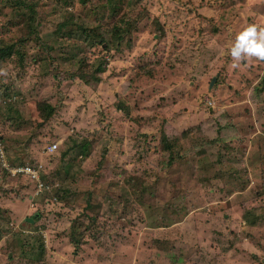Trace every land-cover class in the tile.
I'll use <instances>...</instances> for the list:
<instances>
[{
	"label": "rangeland",
	"instance_id": "1",
	"mask_svg": "<svg viewBox=\"0 0 264 264\" xmlns=\"http://www.w3.org/2000/svg\"><path fill=\"white\" fill-rule=\"evenodd\" d=\"M253 24L264 0H0V264H264Z\"/></svg>",
	"mask_w": 264,
	"mask_h": 264
},
{
	"label": "clouds",
	"instance_id": "2",
	"mask_svg": "<svg viewBox=\"0 0 264 264\" xmlns=\"http://www.w3.org/2000/svg\"><path fill=\"white\" fill-rule=\"evenodd\" d=\"M233 60V67H238L241 62L251 61L253 58L264 61V29L257 25H248L235 38L228 50ZM0 75H7L6 70L0 69Z\"/></svg>",
	"mask_w": 264,
	"mask_h": 264
},
{
	"label": "trees",
	"instance_id": "3",
	"mask_svg": "<svg viewBox=\"0 0 264 264\" xmlns=\"http://www.w3.org/2000/svg\"><path fill=\"white\" fill-rule=\"evenodd\" d=\"M0 51H2V49H0ZM5 52H0V57L4 54ZM97 69H99L98 71H101V64L98 63L97 64ZM36 111L39 115V119H40V123H45L50 121V119L54 116V107L51 106V104H49L48 102H37L36 103ZM89 141L88 140H83L82 142H80L79 144L74 145L77 148V153L80 155V160L83 162L85 160H87L90 156V145H89ZM162 143H164V145H167V139H166V135H163L162 137ZM79 160V161H80ZM123 175V174H122ZM104 181L100 182V185H102ZM34 216H37V214H35ZM34 216H32L34 218ZM32 218H29L28 220H31ZM74 238V239H73ZM73 242L75 243L77 246L79 247V241L76 240L78 239V235L77 234H73ZM176 260H178V258H176Z\"/></svg>",
	"mask_w": 264,
	"mask_h": 264
},
{
	"label": "built area",
	"instance_id": "4",
	"mask_svg": "<svg viewBox=\"0 0 264 264\" xmlns=\"http://www.w3.org/2000/svg\"><path fill=\"white\" fill-rule=\"evenodd\" d=\"M56 148V145L53 144L52 146H49V151H53ZM17 173H23L30 178L38 179L37 172L31 168L30 166H17V168L14 169Z\"/></svg>",
	"mask_w": 264,
	"mask_h": 264
},
{
	"label": "crops",
	"instance_id": "5",
	"mask_svg": "<svg viewBox=\"0 0 264 264\" xmlns=\"http://www.w3.org/2000/svg\"><path fill=\"white\" fill-rule=\"evenodd\" d=\"M17 166H29V165H15V166H13V167H17Z\"/></svg>",
	"mask_w": 264,
	"mask_h": 264
}]
</instances>
